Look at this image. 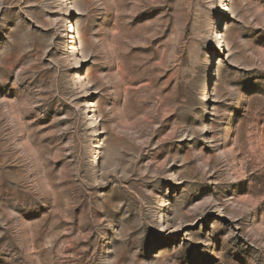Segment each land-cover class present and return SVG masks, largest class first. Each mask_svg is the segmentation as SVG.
I'll return each mask as SVG.
<instances>
[{
	"label": "rangeland",
	"instance_id": "374dc122",
	"mask_svg": "<svg viewBox=\"0 0 264 264\" xmlns=\"http://www.w3.org/2000/svg\"><path fill=\"white\" fill-rule=\"evenodd\" d=\"M0 264H264V0H0Z\"/></svg>",
	"mask_w": 264,
	"mask_h": 264
}]
</instances>
